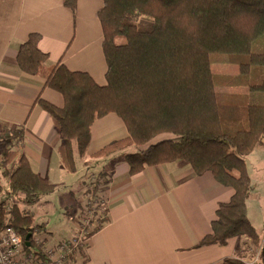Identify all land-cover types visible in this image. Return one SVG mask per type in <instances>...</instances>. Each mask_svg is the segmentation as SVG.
Segmentation results:
<instances>
[{
	"label": "trees",
	"instance_id": "1",
	"mask_svg": "<svg viewBox=\"0 0 264 264\" xmlns=\"http://www.w3.org/2000/svg\"><path fill=\"white\" fill-rule=\"evenodd\" d=\"M77 1L63 0L73 10ZM97 15L108 64L105 85L62 62L48 65L37 32L17 53L21 70L42 76L46 86L64 96L63 107L41 95L37 99L61 134L62 164L75 172V155H86L94 122L115 112L125 121L128 136L91 156L135 146L124 155L132 174L177 159L189 161L196 174L210 171L234 193L219 204L211 231L197 247L224 245L244 235L260 247L259 262L236 256L219 264H264V224L261 236L248 216L253 184L245 157L264 143V101L250 103L249 94L217 90L245 85L251 92H264V0H103ZM213 63H234L240 72L215 73ZM24 133L23 126L0 124V168L11 191L10 197L0 196V224L6 201L22 202L25 209L15 206L13 224L26 240L36 226L44 228L34 223L29 208L56 187L16 149ZM102 227L95 225L90 234Z\"/></svg>",
	"mask_w": 264,
	"mask_h": 264
},
{
	"label": "crops",
	"instance_id": "2",
	"mask_svg": "<svg viewBox=\"0 0 264 264\" xmlns=\"http://www.w3.org/2000/svg\"><path fill=\"white\" fill-rule=\"evenodd\" d=\"M102 5L103 0H78L73 10L63 0H0V124L24 127V139L16 149L27 156L34 171L56 187L48 197L43 195L29 208L34 223L44 224V228L36 226L32 234L44 237L46 246L59 238L81 234L80 223L85 221L82 202L98 194L107 201L106 221H101L103 227L93 234H86L88 246L80 258H86V264H219L236 256L253 263L259 250L244 235L232 237L224 245L197 247L211 231L219 204L229 201L234 193L232 187L217 181L210 171L196 174L189 161L177 159L146 166L132 174L124 155L135 151V146L108 156H91L108 143L128 136L125 121L117 113H107L94 122L86 155H75V172H69L62 164L61 134L51 114L37 99L41 95L63 107L64 96L46 86L42 76L20 69L18 49L30 33L37 32L41 34L40 48L49 55L48 65L62 62L71 70L88 72L98 84L105 85L108 64L103 28L97 15ZM214 64L218 63L212 64V70L217 68L215 73H220V67H213ZM225 64L232 65L229 74H239L237 64ZM232 87H237L235 93H254L245 85L218 86L217 90L228 92L225 90ZM255 100H264V96H255ZM263 147L264 143L245 156L253 184L247 201L248 216L261 236ZM91 174L102 179L97 190ZM2 176L3 182L9 183L4 169ZM55 192L63 196L61 204L69 210L65 211L67 216L62 220L60 232H52L49 225L53 220L48 207ZM10 193L3 185L0 196L7 198ZM17 204L21 210L25 209L22 202ZM88 219L93 227L101 220ZM5 221L6 214L2 223Z\"/></svg>",
	"mask_w": 264,
	"mask_h": 264
},
{
	"label": "built area",
	"instance_id": "3",
	"mask_svg": "<svg viewBox=\"0 0 264 264\" xmlns=\"http://www.w3.org/2000/svg\"><path fill=\"white\" fill-rule=\"evenodd\" d=\"M3 169L0 168V190L3 185L10 190L9 183H5L2 180ZM90 176L95 183L97 182V184L101 185L100 177L95 174ZM82 203L85 210V221L83 223L91 222L88 219L89 217L105 218L107 201L103 196L93 194L85 198ZM17 205L14 198H10L5 205L6 221L0 224V264H86V258L80 260L85 248L88 246L86 226L82 227L83 231L81 234L69 239L59 238L60 240L48 243L47 246L45 245L44 237L32 234V239H30L31 247H28L13 224L15 219L13 210ZM18 206L20 207V205ZM101 221L97 224H100ZM83 232L85 233L83 234ZM32 241L35 245L34 248L32 247Z\"/></svg>",
	"mask_w": 264,
	"mask_h": 264
},
{
	"label": "rangeland",
	"instance_id": "4",
	"mask_svg": "<svg viewBox=\"0 0 264 264\" xmlns=\"http://www.w3.org/2000/svg\"><path fill=\"white\" fill-rule=\"evenodd\" d=\"M231 66L230 64H225V63H218V64H214L213 67H220V73L222 74H229L231 73L232 71L230 70L231 69ZM238 67V66H236ZM215 71H217V68H214ZM214 71V72H215ZM234 75V74H233ZM250 77H248L249 79ZM237 88V87H236ZM236 88H231V90H225V91H228L230 93H235ZM241 89H243V87H240ZM220 89V88H219ZM223 90V89H222ZM255 96H264V92H254L252 95L249 96V101L250 103H261L262 101L264 100H261V101H256L255 100ZM263 150H264V147H263ZM80 156V154H77ZM92 184H94V182H92ZM64 189V188H62ZM49 194H46V196L48 197ZM45 196V195H44ZM63 197V196H61ZM59 196V194L57 192H55V194H53L51 196V202H50V207H48V209H50V213H49V216L52 218L53 222H49L50 224V228L52 229V232H60L61 231V227L63 225V221H64V218L67 216L66 212H69V210H66L64 206H62V198ZM68 209V208H67ZM66 211V212H65ZM104 219V218H103ZM63 220V221H62ZM102 220V219H101ZM82 225V227L86 226V234H90V232L92 231V229L94 228L91 224V222L89 223H80ZM263 226V224H262ZM261 226V227H262ZM263 229V227H262ZM263 232V230H262ZM85 232H83L84 234ZM263 244V241H261V245ZM257 251L259 250L260 251V247L256 249ZM256 260L254 262H259V253L256 254Z\"/></svg>",
	"mask_w": 264,
	"mask_h": 264
},
{
	"label": "water",
	"instance_id": "5",
	"mask_svg": "<svg viewBox=\"0 0 264 264\" xmlns=\"http://www.w3.org/2000/svg\"><path fill=\"white\" fill-rule=\"evenodd\" d=\"M25 242H26V245H27L28 247H31V241H30V237H29V236L26 237Z\"/></svg>",
	"mask_w": 264,
	"mask_h": 264
}]
</instances>
